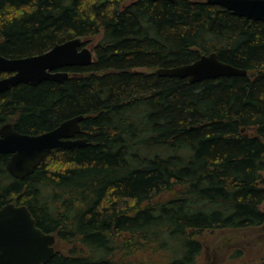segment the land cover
Segmentation results:
<instances>
[{"label":"trees","instance_id":"16d2710c","mask_svg":"<svg viewBox=\"0 0 264 264\" xmlns=\"http://www.w3.org/2000/svg\"><path fill=\"white\" fill-rule=\"evenodd\" d=\"M206 1L0 0L6 58L102 35L92 65L64 69L79 76L0 93V129L84 116L88 145L24 179L0 154V209L25 205L72 246L48 264H197L203 232L264 225V21ZM214 52L247 76L156 73Z\"/></svg>","mask_w":264,"mask_h":264},{"label":"water","instance_id":"95a60500","mask_svg":"<svg viewBox=\"0 0 264 264\" xmlns=\"http://www.w3.org/2000/svg\"><path fill=\"white\" fill-rule=\"evenodd\" d=\"M206 2L222 6L239 17L264 21V0ZM94 62V53L82 38L57 44L40 55L15 59L0 55V73L8 74L0 79V93L19 84L37 86L48 80L63 83L70 78V72L64 69L85 67ZM156 73L161 77L188 79L192 84L248 74L245 69L221 61L216 52L202 55L190 64L158 69ZM83 119L81 115L65 120L54 130L37 135L19 133L11 123L4 125L0 129V154L10 155L7 162L10 175L24 179L57 151L86 147L87 140L78 137ZM56 241V235L41 229L25 205L9 203L0 209V264H48L56 255Z\"/></svg>","mask_w":264,"mask_h":264},{"label":"rangeland","instance_id":"374dc122","mask_svg":"<svg viewBox=\"0 0 264 264\" xmlns=\"http://www.w3.org/2000/svg\"><path fill=\"white\" fill-rule=\"evenodd\" d=\"M130 2L131 0H126L127 4ZM101 38L100 34L82 39L85 46L94 53V61H96L95 46ZM138 71L149 72L147 69ZM77 76L79 75L71 73V77ZM262 209L264 210V205ZM200 239L204 248L197 264H258L264 259V225L240 230L206 231L200 235ZM55 249L56 252L69 254L72 246L57 238ZM236 253L240 254L237 255L238 257H233Z\"/></svg>","mask_w":264,"mask_h":264}]
</instances>
